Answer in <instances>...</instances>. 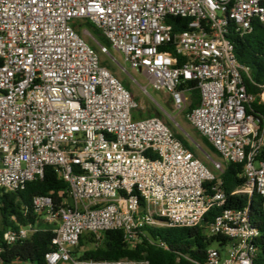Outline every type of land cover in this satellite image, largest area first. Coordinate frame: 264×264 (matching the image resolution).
<instances>
[{"label":"built area","instance_id":"2783aa9c","mask_svg":"<svg viewBox=\"0 0 264 264\" xmlns=\"http://www.w3.org/2000/svg\"><path fill=\"white\" fill-rule=\"evenodd\" d=\"M254 18L264 25V0H0V194L25 189L46 167L68 185L60 201L33 197L35 224L0 234V255L3 243L51 229L48 264H149L82 258L81 238L92 234L97 244L122 230L133 246L145 226L203 227L208 238H227L209 246L203 264H253L260 232L249 205L209 225L204 218L226 202L225 164L243 166L237 192L264 198V117L252 108L264 103V84L259 96L248 93L249 67L226 37L230 28L250 33ZM88 23L109 47L84 38ZM110 49L147 73L221 161L208 166L161 117H135L139 103L102 63ZM193 89L199 102L188 109Z\"/></svg>","mask_w":264,"mask_h":264},{"label":"trees","instance_id":"16d2710c","mask_svg":"<svg viewBox=\"0 0 264 264\" xmlns=\"http://www.w3.org/2000/svg\"><path fill=\"white\" fill-rule=\"evenodd\" d=\"M168 21L182 28L185 26V21L180 18H170ZM252 27V31L244 36H240L230 28L226 37L233 43L239 62L249 67V74L245 75L248 93L259 96L263 92L261 85L264 84V25L254 18ZM177 30L179 29L175 25V31ZM103 39L102 43L109 47L108 40L105 37ZM180 61L183 60L180 59ZM189 85L195 87L196 82H190ZM191 99L188 109H192L199 102L197 89L191 91ZM252 108L254 112L264 117L263 102L259 100L253 102ZM176 136L192 150L183 137L177 134ZM201 137L210 151L220 157L213 145L206 138ZM260 158L264 159V148ZM221 179L226 202L221 207L213 205L204 218V224H211L223 210L242 209L249 205L251 223L260 232L256 239L258 252L253 264H264V198L256 192L251 199L246 193L237 192L245 182L241 164H225ZM67 189V183L59 177L55 169L46 167L44 177L29 182L25 189L15 193L0 194V234L9 228L18 229L19 225L35 224L37 215L32 209L34 196L53 195L56 200L60 201L59 192H64L65 196ZM13 216H15L16 221L11 220ZM203 229V227L156 228L145 226L141 240L133 246L127 243L122 230L105 232L102 240L97 244H94L92 234H86L80 241L81 247L86 248L81 257L109 261L124 258L131 260L146 259L149 264H203L206 259V251L212 242L216 239L223 242L227 241L225 237L208 238ZM53 237L54 233L51 229H39L23 241L14 244L3 243L0 260L3 264H13L15 261L28 264H48L45 255L53 249ZM79 249L76 250V253L79 252Z\"/></svg>","mask_w":264,"mask_h":264},{"label":"rangeland","instance_id":"374dc122","mask_svg":"<svg viewBox=\"0 0 264 264\" xmlns=\"http://www.w3.org/2000/svg\"><path fill=\"white\" fill-rule=\"evenodd\" d=\"M84 38L99 49V44L104 41L103 36L92 25H83L82 32ZM104 65L121 80L124 85L131 91L132 96L139 103V110L136 117H161L168 127L177 135L184 138L188 146L194 151L195 155L205 162L208 166L213 167V161H221V158L204 144L201 135L188 122L184 112L177 110L171 103L165 92L153 90L149 85L147 73L144 70H133L127 63L123 55L113 49L109 54H100ZM189 103L191 102V93L188 94ZM1 220V218H0ZM1 227V222H0ZM210 247L220 248L217 242H212ZM59 264H71L70 262H61Z\"/></svg>","mask_w":264,"mask_h":264},{"label":"crops","instance_id":"0c3cea01","mask_svg":"<svg viewBox=\"0 0 264 264\" xmlns=\"http://www.w3.org/2000/svg\"><path fill=\"white\" fill-rule=\"evenodd\" d=\"M13 264H28V263L15 261V262H13Z\"/></svg>","mask_w":264,"mask_h":264}]
</instances>
